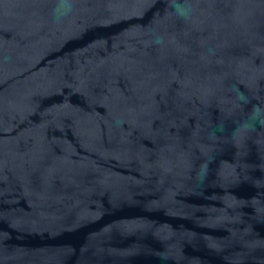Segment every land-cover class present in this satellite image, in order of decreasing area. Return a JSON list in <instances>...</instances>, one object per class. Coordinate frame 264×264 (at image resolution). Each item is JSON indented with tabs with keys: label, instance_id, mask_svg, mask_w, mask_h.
<instances>
[{
	"label": "water",
	"instance_id": "95a60500",
	"mask_svg": "<svg viewBox=\"0 0 264 264\" xmlns=\"http://www.w3.org/2000/svg\"><path fill=\"white\" fill-rule=\"evenodd\" d=\"M0 264H264V0H0Z\"/></svg>",
	"mask_w": 264,
	"mask_h": 264
}]
</instances>
